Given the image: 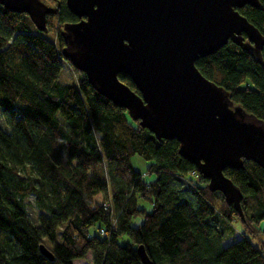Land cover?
<instances>
[{"label": "trees", "instance_id": "1", "mask_svg": "<svg viewBox=\"0 0 264 264\" xmlns=\"http://www.w3.org/2000/svg\"><path fill=\"white\" fill-rule=\"evenodd\" d=\"M42 1L57 9L47 34L31 17L0 6V109L10 127L0 126V264H75L89 254L92 264H142L139 245L153 264H264V167L245 162L224 171L242 191V220L180 156L176 139L158 141L77 69L76 84L61 81L63 29L80 19L66 0ZM259 5L237 10L264 36V0ZM196 66L264 123L263 64L229 43ZM118 76L140 96L131 77ZM249 80L253 87H243ZM134 157L148 163L144 172ZM30 197L38 224L27 209ZM139 199H149L152 210L139 209ZM137 216L143 222L135 228ZM235 222L243 226L240 239ZM121 235L131 242L120 245Z\"/></svg>", "mask_w": 264, "mask_h": 264}, {"label": "water", "instance_id": "2", "mask_svg": "<svg viewBox=\"0 0 264 264\" xmlns=\"http://www.w3.org/2000/svg\"><path fill=\"white\" fill-rule=\"evenodd\" d=\"M66 3L80 21L65 24L62 57L158 141L176 139L180 156L198 169L212 192L222 193L234 205L243 220L242 191L224 171L244 169L245 162L264 167V123L236 106L196 63L233 43L264 65V36L237 10L260 7L259 0ZM0 6L31 17L44 34L49 32L48 17L57 14L42 0H0ZM119 74L131 77L140 96ZM40 251L54 260L44 245ZM137 252L142 264H153L144 246Z\"/></svg>", "mask_w": 264, "mask_h": 264}, {"label": "rangeland", "instance_id": "3", "mask_svg": "<svg viewBox=\"0 0 264 264\" xmlns=\"http://www.w3.org/2000/svg\"><path fill=\"white\" fill-rule=\"evenodd\" d=\"M53 37H54V31H52V33L49 34V38L52 39ZM63 62H64V67H63L64 69L60 75L61 81L63 83L76 84V82H77L76 77L79 75V73L74 72V67H72L65 58H64ZM247 86L253 87V83L251 80L247 81V83L243 85V87H247ZM16 107H17V113H18L17 116L23 117L24 112L22 113L21 109L22 108L25 109L26 107H24V105H21L20 103L17 104ZM6 117L7 116L4 113H2L1 109H0V126L2 128H4L6 131H10L9 124H7V122H6ZM132 161L134 163L135 168L139 171H142V172H144L146 170V167L148 166L147 162H145L144 160L143 161L140 160L138 157H134ZM97 199L101 200L102 196L101 195L98 196ZM34 202H35V198L30 197L26 202L27 203V209H28L29 215H30L31 219L33 220V222L35 224H38L37 216L39 215V212H38V209L35 207ZM138 204H139V209L151 211L153 208V203L149 199H145V200L139 199ZM142 222H143V218L141 216H137L134 218L131 225H133V227L136 228V227L140 226V224H142ZM234 225H235V228L237 230L235 238L240 239L241 234L243 233L242 223L241 222H235ZM96 228L97 227L94 226L93 232L96 231ZM250 239H251L254 246H256L258 248L261 247L262 241L260 240V238H257V237L251 238L250 237ZM129 242H131V239L127 235L126 236L121 235L118 238V243L122 246L126 245ZM231 243L232 242H230V241H226L224 243V245L227 246V245H230ZM75 264H92L91 254H89V256L84 260H76ZM162 264H165V263H162Z\"/></svg>", "mask_w": 264, "mask_h": 264}, {"label": "built area", "instance_id": "4", "mask_svg": "<svg viewBox=\"0 0 264 264\" xmlns=\"http://www.w3.org/2000/svg\"><path fill=\"white\" fill-rule=\"evenodd\" d=\"M195 174V173H194ZM115 224V220H114V222H113V225ZM101 235L103 236V237H106L107 236V232H106V230H102L101 231Z\"/></svg>", "mask_w": 264, "mask_h": 264}, {"label": "flooded vegetation", "instance_id": "5", "mask_svg": "<svg viewBox=\"0 0 264 264\" xmlns=\"http://www.w3.org/2000/svg\"><path fill=\"white\" fill-rule=\"evenodd\" d=\"M246 36H244V38H245ZM247 39V38H246Z\"/></svg>", "mask_w": 264, "mask_h": 264}]
</instances>
